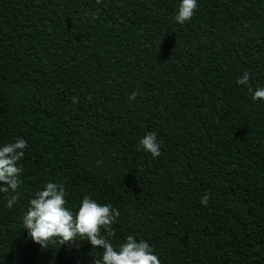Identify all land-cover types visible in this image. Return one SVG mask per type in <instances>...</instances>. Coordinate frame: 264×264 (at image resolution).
<instances>
[{"label":"trees","instance_id":"1","mask_svg":"<svg viewBox=\"0 0 264 264\" xmlns=\"http://www.w3.org/2000/svg\"><path fill=\"white\" fill-rule=\"evenodd\" d=\"M0 0V144L28 147L0 193V264H94L99 248H41L19 217L47 182L120 216L112 242L161 264H264V0ZM154 132L161 155L137 144ZM207 195V204L201 197Z\"/></svg>","mask_w":264,"mask_h":264},{"label":"clouds","instance_id":"2","mask_svg":"<svg viewBox=\"0 0 264 264\" xmlns=\"http://www.w3.org/2000/svg\"><path fill=\"white\" fill-rule=\"evenodd\" d=\"M198 0H177L174 21L184 24L191 20ZM249 74L244 72L236 84L247 88L253 102L264 101V87L253 89L249 85ZM27 141L16 137L13 141L0 144V193L8 192L5 207L11 209L17 202L15 195L23 169L19 162L25 156ZM152 159L161 155V144L154 132H147L137 144ZM208 196L201 197L207 204ZM120 212L109 203H98L84 196L74 209L67 206L66 192L62 184L47 182L29 199L26 211L19 217L20 227L27 238L41 248L49 243L64 246L70 241L87 242L92 249L99 248V259L94 264H161L158 255L145 240L129 234L122 242L114 244L113 225Z\"/></svg>","mask_w":264,"mask_h":264}]
</instances>
